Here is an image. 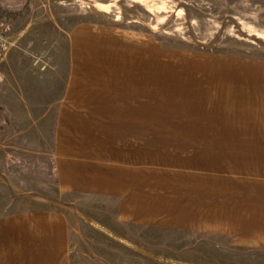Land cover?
Instances as JSON below:
<instances>
[{
  "label": "rangeland",
  "instance_id": "374dc122",
  "mask_svg": "<svg viewBox=\"0 0 264 264\" xmlns=\"http://www.w3.org/2000/svg\"><path fill=\"white\" fill-rule=\"evenodd\" d=\"M0 7L28 9L20 18L2 19L12 45L0 55L1 138L18 130L24 139L0 146V166L3 179H27L13 186L0 179V202L9 200L15 210L63 209L71 218L73 264H254L253 255L232 249L225 235L120 221L117 197L60 194L51 157L56 105H72L67 84L75 26L116 28L139 40V46L119 43L118 53L110 41L91 45L104 58H96L89 74L105 78L110 60L120 55L124 94L134 87L154 105H264V67L258 65H264V0H0ZM132 76L136 87L129 84ZM10 153L25 159L24 169H7ZM59 197L61 205L51 203Z\"/></svg>",
  "mask_w": 264,
  "mask_h": 264
},
{
  "label": "crops",
  "instance_id": "0c3cea01",
  "mask_svg": "<svg viewBox=\"0 0 264 264\" xmlns=\"http://www.w3.org/2000/svg\"><path fill=\"white\" fill-rule=\"evenodd\" d=\"M69 36L72 105H56L51 157L59 193L117 197L120 221L222 234L264 264V105H154L134 87L122 93L119 54L105 78L88 72L104 58L93 42L115 43L118 53L121 42L139 46L136 37L94 24L77 25ZM100 100L127 105H91ZM17 131L3 141H22ZM2 174L0 166L7 185L27 179ZM12 205L0 202V264H73L63 209Z\"/></svg>",
  "mask_w": 264,
  "mask_h": 264
},
{
  "label": "built area",
  "instance_id": "2783aa9c",
  "mask_svg": "<svg viewBox=\"0 0 264 264\" xmlns=\"http://www.w3.org/2000/svg\"><path fill=\"white\" fill-rule=\"evenodd\" d=\"M12 45V40H11V35L9 34L8 28L5 25V23L0 19V55H4L8 50L10 49ZM4 141L1 138V133H0V146H3ZM17 153H10L7 155L6 159V166L7 169L10 171L11 169L15 170L17 169V172L19 170L24 169L26 166L25 159L18 155ZM16 172V171H15Z\"/></svg>",
  "mask_w": 264,
  "mask_h": 264
},
{
  "label": "trees",
  "instance_id": "16d2710c",
  "mask_svg": "<svg viewBox=\"0 0 264 264\" xmlns=\"http://www.w3.org/2000/svg\"><path fill=\"white\" fill-rule=\"evenodd\" d=\"M24 12H9V11H5L0 7V19H6V20H11V19H16V18H20L22 16H25L26 13H28V9L23 10Z\"/></svg>",
  "mask_w": 264,
  "mask_h": 264
}]
</instances>
